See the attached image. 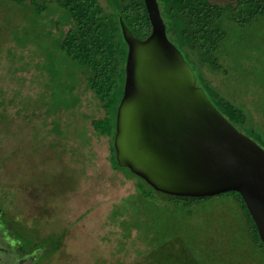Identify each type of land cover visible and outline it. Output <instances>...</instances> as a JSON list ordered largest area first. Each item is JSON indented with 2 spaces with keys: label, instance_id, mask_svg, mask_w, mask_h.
<instances>
[{
  "label": "rangeland",
  "instance_id": "obj_1",
  "mask_svg": "<svg viewBox=\"0 0 264 264\" xmlns=\"http://www.w3.org/2000/svg\"><path fill=\"white\" fill-rule=\"evenodd\" d=\"M35 1L42 12L30 0H0V263L147 264L155 234L174 231L189 248L199 247L196 236L226 256L248 250L253 260L239 264H264V254L237 243L244 234L230 199L196 202L186 217L168 198L142 200L138 176L110 167L109 142L90 125L103 110L59 48L68 15L51 0ZM224 25L221 68L189 62L243 108L240 132L264 149V16ZM62 105L71 109L56 115Z\"/></svg>",
  "mask_w": 264,
  "mask_h": 264
},
{
  "label": "water",
  "instance_id": "obj_2",
  "mask_svg": "<svg viewBox=\"0 0 264 264\" xmlns=\"http://www.w3.org/2000/svg\"><path fill=\"white\" fill-rule=\"evenodd\" d=\"M143 2L151 26L146 38L119 19L128 53L113 140L117 164L172 196L238 192L264 245V149L196 85L167 36L157 0Z\"/></svg>",
  "mask_w": 264,
  "mask_h": 264
},
{
  "label": "trees",
  "instance_id": "obj_3",
  "mask_svg": "<svg viewBox=\"0 0 264 264\" xmlns=\"http://www.w3.org/2000/svg\"><path fill=\"white\" fill-rule=\"evenodd\" d=\"M104 1L105 4L102 5L99 0H51L68 15L69 27L61 37L59 48L80 67L81 70L78 73H81L84 78L86 88L100 103L103 116L92 119L90 125L96 135L108 140L109 165L115 168L119 166L115 157L113 140L117 109L123 96L125 63L128 53L119 19L139 39H144L150 34L151 26L143 0ZM157 2L166 25L167 36L193 70L196 85L203 89L214 107L240 131L239 128L244 127L247 121L243 108L219 95L204 75L196 74L191 63L195 65V68L198 67L197 70L208 68L218 71L221 65L217 52L226 34L225 21L245 25L264 16V0H227L224 2L157 0ZM29 5L38 13L43 11L42 5L35 0H30ZM200 83H203L205 88ZM64 107L62 105L55 114L58 115L61 111L71 109L66 105ZM52 128L56 132L60 131L57 123L53 124ZM124 169L130 171L128 168ZM137 178L135 193L139 198L152 202L156 201V196L168 198L178 208H185L186 217L192 215L191 210L186 208L196 202L215 197L230 199L240 214L237 223L244 234V237L237 239V243L245 246L246 249H256L260 254H264V245L259 239L255 224L238 192L230 191L205 198L177 197L157 192L144 180ZM145 185L150 191L144 189ZM154 238L151 241V260L147 264H239L241 257H244L245 261L253 260L248 250L242 253L237 252V257L235 255L226 256L221 249H213L215 247L213 241H203L196 236L190 238L191 241H193L192 238L198 241L199 247L189 248L183 243V237L174 231H167L165 234L156 233ZM193 249H198V252L193 253ZM1 250L3 248H0ZM5 252V255L8 254L7 249ZM256 264L263 263L256 261Z\"/></svg>",
  "mask_w": 264,
  "mask_h": 264
}]
</instances>
